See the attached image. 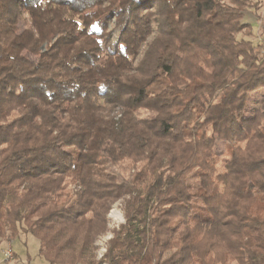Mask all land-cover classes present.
Instances as JSON below:
<instances>
[{
  "label": "trees",
  "instance_id": "16d2710c",
  "mask_svg": "<svg viewBox=\"0 0 264 264\" xmlns=\"http://www.w3.org/2000/svg\"><path fill=\"white\" fill-rule=\"evenodd\" d=\"M251 6L0 0V239L99 264L122 202L107 264H264V121L246 115L264 55L238 39Z\"/></svg>",
  "mask_w": 264,
  "mask_h": 264
},
{
  "label": "rangeland",
  "instance_id": "374dc122",
  "mask_svg": "<svg viewBox=\"0 0 264 264\" xmlns=\"http://www.w3.org/2000/svg\"><path fill=\"white\" fill-rule=\"evenodd\" d=\"M226 1V0H223ZM253 6L248 8L245 12L244 21L251 23L253 27V34L251 37H247L244 34L238 36V39H249L255 45L261 44V38L264 37V0H251ZM113 28V23L110 25ZM22 29V28H21ZM117 31L114 32L112 41H116ZM153 37L149 38V42ZM145 48V45H144ZM143 48V49H144ZM264 97L262 94H252L248 100L246 115L250 118H255L258 121H264ZM137 115L142 118L151 117L148 111L139 110ZM25 125L20 124L18 131H22ZM217 154L221 157L220 164L228 157L226 148L223 143L218 142ZM99 162L105 165L109 172L119 174L109 160L105 157H101ZM107 231L100 235L96 242V261L99 264H107L104 261V257L100 258V255H104L108 250V243L113 238L114 230L118 229L125 222L123 213V203L116 202L109 214H108ZM8 251L13 252V258H7L6 253ZM39 241L31 235L20 233L19 238L16 241H6L0 239V264H47L42 257L38 256Z\"/></svg>",
  "mask_w": 264,
  "mask_h": 264
},
{
  "label": "built area",
  "instance_id": "2783aa9c",
  "mask_svg": "<svg viewBox=\"0 0 264 264\" xmlns=\"http://www.w3.org/2000/svg\"><path fill=\"white\" fill-rule=\"evenodd\" d=\"M261 44H262V48H261V53L264 55V37L261 38ZM6 257L7 258H13V252L12 251H8L6 253ZM104 255H100V258H103Z\"/></svg>",
  "mask_w": 264,
  "mask_h": 264
},
{
  "label": "crops",
  "instance_id": "0c3cea01",
  "mask_svg": "<svg viewBox=\"0 0 264 264\" xmlns=\"http://www.w3.org/2000/svg\"><path fill=\"white\" fill-rule=\"evenodd\" d=\"M44 261V260H43ZM45 262V261H44ZM46 263V262H45Z\"/></svg>",
  "mask_w": 264,
  "mask_h": 264
}]
</instances>
